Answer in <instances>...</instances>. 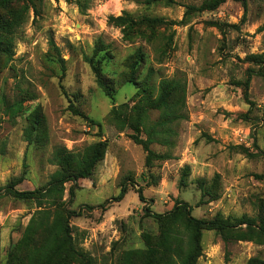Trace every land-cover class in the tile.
<instances>
[{"label":"rangeland","instance_id":"obj_1","mask_svg":"<svg viewBox=\"0 0 264 264\" xmlns=\"http://www.w3.org/2000/svg\"><path fill=\"white\" fill-rule=\"evenodd\" d=\"M259 56L264 0L0 2V264H175L188 248L196 264L264 261ZM97 143L91 177L54 199L7 194L43 188L56 150L82 159ZM175 202L233 227L196 239L183 221L144 213Z\"/></svg>","mask_w":264,"mask_h":264},{"label":"trees","instance_id":"obj_2","mask_svg":"<svg viewBox=\"0 0 264 264\" xmlns=\"http://www.w3.org/2000/svg\"><path fill=\"white\" fill-rule=\"evenodd\" d=\"M9 0H0V2H7ZM33 3L34 0H28ZM88 1V0H86ZM81 2H77V7L82 12L86 6H82ZM205 7V6H204ZM210 7V6H209ZM110 22H113L118 25L125 21L124 17L109 18ZM53 45V44H52ZM106 47L103 44L99 43L96 46V52L100 53L104 51ZM258 59H261L264 63V58L259 56ZM94 76L96 78L97 84L102 88V90L108 95L111 96L112 92L107 84L109 81L105 79L101 74V71L98 68H94ZM168 85V84H166ZM163 86V83H162ZM245 86H248V81H246ZM163 99V98H162ZM160 99V100H162ZM165 100H162L159 104L147 103L146 108L148 109H159L165 106ZM139 123L144 121V112L141 110L137 114ZM141 144L145 151L148 152V157L152 156V153L148 149L149 142H143L136 140ZM149 141V140H148ZM105 145L103 143H97L92 146H89L86 149V153L82 159L74 158L70 152H67L65 149H58L53 154V164L59 168L51 177L49 182L41 189L34 191H24L19 192L14 189L13 186L7 187L6 192L9 196L20 200V201H41L42 199L48 197L49 199H54V197L61 193L63 186L68 183H76L79 179H87L92 175V171L96 164L102 159L104 155ZM125 194V188H122L119 196L116 198V201H119L123 198ZM138 198L140 201H144L141 191H138ZM146 216L151 217L163 223L166 220L170 219L173 222L183 221L187 227H190L195 231L196 239H199L201 232L203 231H214L221 237H225V234L230 231L233 227L231 222L228 220H221L215 218L210 221L197 220L191 217L190 207L185 203L175 202L173 204L172 210L165 215L155 214L151 212L148 208L144 209ZM245 223L251 225L250 221L243 220ZM248 230H251L250 226ZM263 231V227L261 228ZM175 264H196V260L199 257V254H194L192 249H175L174 250ZM249 264H264V261H259L253 259L249 261Z\"/></svg>","mask_w":264,"mask_h":264}]
</instances>
